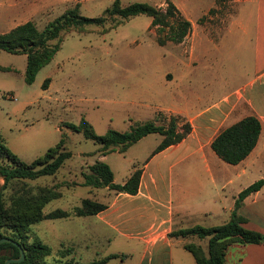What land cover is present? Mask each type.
Wrapping results in <instances>:
<instances>
[{"label": "crops", "instance_id": "0c3cea01", "mask_svg": "<svg viewBox=\"0 0 264 264\" xmlns=\"http://www.w3.org/2000/svg\"><path fill=\"white\" fill-rule=\"evenodd\" d=\"M222 2L212 0L207 10ZM231 2L234 13L223 17L226 25L216 39L212 37L215 28L209 23L213 17H200L205 19L201 37L199 41L194 37L191 43L200 60H174L157 74L155 85L126 92L147 114L131 119L129 126L154 119L162 111L189 123L186 136L154 152L162 137L150 133L124 151L116 149L97 157L109 165L115 183H123L134 169L140 170L135 194L107 191L102 202L107 206L90 215L107 233L106 239L113 236L126 242L130 257H136L134 264H196L183 245L201 241L193 236L174 237L171 231L225 223L238 194L258 180L262 186L243 199L238 213L246 219L245 228L264 235V0ZM174 4L194 29V20ZM249 115L257 117L261 125L255 147L236 164L224 162L212 150V140ZM153 134L159 137L148 139ZM143 140L144 151L132 152L126 172L121 170L125 157L113 158L110 163L111 154L120 157ZM114 167L120 178H116ZM225 264H264V242L232 245Z\"/></svg>", "mask_w": 264, "mask_h": 264}, {"label": "rangeland", "instance_id": "374dc122", "mask_svg": "<svg viewBox=\"0 0 264 264\" xmlns=\"http://www.w3.org/2000/svg\"><path fill=\"white\" fill-rule=\"evenodd\" d=\"M170 1L182 6L188 17L194 20V29L180 43L159 45L156 29L151 27V18L146 15L132 17L106 33H100L99 27H93L88 33L66 36L50 62L36 73L32 83L24 79L26 56L0 50V66L5 68L0 69V134L6 146L27 163L42 156L61 139L64 140L65 150L71 153L55 174L24 180L25 186L32 192L44 186L60 193L58 198L43 207V212L56 208L72 211L80 206L82 199L104 202L106 192L112 193L106 188L80 185L83 180L81 171L97 160L100 145L85 139L81 132H72L66 123L78 124L85 119L98 135L108 129L129 130L131 119L147 114L126 92L132 88L155 85L157 74L167 69L174 60H200L199 54L193 53L191 48L194 37L195 41H199L200 27L205 24V19L200 20V17H213L212 21H208L215 28L212 37L216 39L226 25L223 17H231L234 13L231 0L215 4L212 13L207 10L212 0ZM112 2L0 0V32L27 20H33L38 28H42L75 3L80 4L83 15L98 16ZM121 2H146L162 9L166 6V0ZM117 19L107 21L104 26L113 24ZM46 78L50 81L44 88L42 85ZM154 137L159 136L153 134L148 139ZM144 141L132 145L120 157L111 154L110 163L113 158L120 160L125 157L121 160L125 163L121 170L126 172L128 158L133 151H144L146 146L141 148L145 145ZM114 172L116 178L121 177L115 167ZM3 183L0 177V189ZM17 183L16 187L21 185V182ZM12 190V186L3 190L8 202ZM29 234L49 246L51 253L45 257L49 263L70 260L87 263L109 254L118 256L104 264H134L136 259L130 257L126 242L113 236L106 239L107 233L88 215L43 219L30 225ZM200 241L203 246L206 245L205 239Z\"/></svg>", "mask_w": 264, "mask_h": 264}, {"label": "trees", "instance_id": "16d2710c", "mask_svg": "<svg viewBox=\"0 0 264 264\" xmlns=\"http://www.w3.org/2000/svg\"><path fill=\"white\" fill-rule=\"evenodd\" d=\"M214 10L211 8L208 13ZM138 15L151 18V27L156 29V42L161 46L167 42H182L191 30V22L170 0H166L164 9L146 2L122 4L121 0H113L101 15L93 17L83 15L80 4L75 3L49 20L42 28H38L33 20H27L5 32H0V50L26 56L24 79L27 83H32L36 73L50 62L66 36L85 34L93 27H99L100 33H106ZM116 17L119 19L113 24L104 26L107 21ZM163 32L165 33L162 34ZM0 69L5 68L0 66ZM49 81L50 78H46L42 86L46 88ZM183 120L179 115L158 111L154 119L133 123L127 131L108 129L101 135L96 134L91 124L85 119H81L78 124L66 123V126L72 132H81L85 139L99 144L100 154L116 149L124 151L143 136L158 133L162 139L154 149V152H157L179 142L186 136L190 131V125ZM260 129L261 125L257 117L246 116L220 131L212 140L211 148L224 162L236 164L255 147ZM65 149L64 140L61 139L55 146L48 148L42 156L27 163L6 146L0 134V177L4 181L0 189V238H9L17 243V245L13 242L0 243V264H5L8 258H18L20 249L24 252V259L19 262H10V264H104L118 256L109 254L87 263L72 260L49 263L45 261V257L51 253L49 246L37 237H30V225L43 219L66 218L70 215H95L107 206L94 199H82L80 206L72 211L56 208L43 212V207L51 200L58 198L60 193L44 186L32 192L31 188L25 186L24 180L55 174L64 161L71 156V153ZM81 175L83 180L80 185L107 188L116 193L135 194L140 180V170L134 169L123 183H115L109 165L102 160H96L85 171L82 170ZM17 182H21L18 187H16ZM262 184V180L255 181L238 194L231 216L225 223L213 227L194 225L173 230L170 235L193 236L199 240H206L205 246L200 242H187L183 245L192 254L196 264H225L226 252L232 245L263 243L264 235L245 228L243 223L246 219L238 213L243 199L257 191ZM9 186H12L13 190L8 202L4 198L3 190Z\"/></svg>", "mask_w": 264, "mask_h": 264}, {"label": "water", "instance_id": "95a60500", "mask_svg": "<svg viewBox=\"0 0 264 264\" xmlns=\"http://www.w3.org/2000/svg\"><path fill=\"white\" fill-rule=\"evenodd\" d=\"M2 242H13V241L9 238H0V243H2ZM13 243H15L17 245L16 242H13ZM23 259H24V252L22 249H20L19 257L18 258H8L5 260V264H10V262H19Z\"/></svg>", "mask_w": 264, "mask_h": 264}]
</instances>
